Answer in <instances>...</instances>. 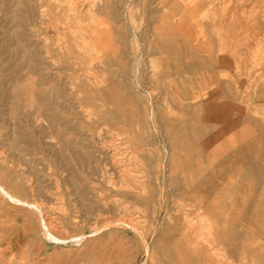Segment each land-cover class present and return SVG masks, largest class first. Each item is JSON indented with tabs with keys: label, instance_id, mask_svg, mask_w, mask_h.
I'll use <instances>...</instances> for the list:
<instances>
[{
	"label": "rangeland",
	"instance_id": "1",
	"mask_svg": "<svg viewBox=\"0 0 264 264\" xmlns=\"http://www.w3.org/2000/svg\"><path fill=\"white\" fill-rule=\"evenodd\" d=\"M180 9L0 0V264H223L262 242L264 29L208 56ZM230 219L245 244L222 243Z\"/></svg>",
	"mask_w": 264,
	"mask_h": 264
},
{
	"label": "bare ground",
	"instance_id": "2",
	"mask_svg": "<svg viewBox=\"0 0 264 264\" xmlns=\"http://www.w3.org/2000/svg\"><path fill=\"white\" fill-rule=\"evenodd\" d=\"M147 2V0H146ZM159 2L168 4L171 2L173 4H177L182 7L183 10H179L175 21L173 22L175 28V34L181 36V40L188 41L190 37L194 36V40L196 41L195 49L201 53H205L210 56L214 53V49L216 47V40L222 39H233L236 38L235 35L241 32L244 29V33L249 34L252 28V24H260L259 29H264V0H159ZM43 4V3H42ZM149 5V4H148ZM156 5V4H155ZM147 6V5H146ZM151 6V5H150ZM157 7V5H156ZM45 8V7H44ZM161 8V7H160ZM152 9V8H151ZM159 9V8H158ZM43 11V10H42ZM152 11V10H151ZM157 9H154V12ZM166 12V11H165ZM157 13V12H156ZM163 13V12H162ZM80 14V13H79ZM150 14V13H149ZM153 15V14H152ZM80 16V15H79ZM151 16V14H150ZM68 17V16H67ZM150 18V17H149ZM156 18V17H155ZM73 20V19H72ZM151 20V19H150ZM157 20V19H156ZM62 21V19H61ZM154 21V20H152ZM157 21H155L156 23ZM255 25H253L255 27ZM117 26V25H116ZM257 28V27H255ZM117 29V28H116ZM257 31V30H256ZM253 36V35H252ZM260 37V36H259ZM258 37V38H259ZM251 38V37H250ZM226 39V40H227ZM253 39V38H252ZM256 41L259 39H255ZM230 41V40H228ZM234 41V40H231ZM258 42V41H257ZM262 42V41H261ZM236 43V42H235ZM259 43L255 44V49H259ZM162 45V44H161ZM220 45V44H219ZM218 45V46H219ZM262 45V44H261ZM87 46V45H86ZM149 46V45H148ZM157 46V45H155ZM151 47V46H150ZM224 47H226L224 45ZM231 47V46H230ZM228 49V48H227ZM254 49V48H253ZM221 51V50H220ZM219 51V53H220ZM225 51V50H224ZM254 51V50H253ZM217 54V53H216ZM221 54V53H220ZM219 54V55H220ZM255 54V53H253ZM39 55V54H38ZM37 56V55H36ZM222 56V55H220ZM234 56V55H233ZM216 57H218L216 55ZM229 57V56H228ZM263 57V56H262ZM119 58V57H118ZM117 58V59H118ZM230 58V57H229ZM257 58V55H256ZM255 58V59H256ZM114 59V56H113ZM112 59V60H113ZM209 59V58H208ZM111 60V61H112ZM254 60V59H253ZM260 60V58H259ZM237 60H235L236 62ZM114 62V61H112ZM228 62V63H227ZM263 62V61H261ZM108 63V62H107ZM196 63V62H195ZM221 65L229 64V60H223L220 62ZM260 63V61H259ZM41 64V63H40ZM217 65V63H216ZM236 66V65H235ZM239 66V65H238ZM237 67V66H236ZM201 68V69H200ZM198 74L197 79L201 82H204L206 86L209 83L213 82L216 79V76H219L215 73L216 67L215 63L211 70L210 68H202ZM244 69V68H243ZM237 70V69H236ZM242 70V68H241ZM217 71V70H216ZM232 71V70H231ZM250 76V75H249ZM252 76V75H251ZM219 78V77H218ZM23 80V79H22ZM224 82L223 78L220 76V81L218 84ZM28 83V82H27ZM77 85V84H76ZM86 85V84H85ZM44 86V85H43ZM60 88V87H59ZM209 89V87H207ZM20 89V88H19ZM39 90V89H38ZM63 90V89H62ZM37 91V90H35ZM34 91V92H35ZM65 91V90H64ZM33 92V93H34ZM39 92V91H38ZM258 93V92H257ZM147 94V93H146ZM8 95V94H7ZM10 95V94H9ZM111 95V94H110ZM24 96V95H23ZM259 98L264 97L259 94L257 96ZM30 97H28L29 100ZM264 100V98H263ZM30 101V100H29ZM28 102V101H25ZM55 102V101H53ZM106 102V101H105ZM22 103V102H21ZM29 103V102H28ZM213 103V102H212ZM106 104V103H105ZM39 105V104H38ZM215 107V106H214ZM259 107V106H258ZM262 109V107H260ZM216 109V108H215ZM260 109V110H261ZM104 110V109H103ZM263 111V110H262ZM99 113V112H98ZM227 118V117H226ZM94 121V120H93ZM53 124V123H52ZM36 129V128H35ZM15 136V135H14ZM59 137V136H57ZM56 138V137H55ZM83 138V137H82ZM64 138H61V140ZM77 139V138H76ZM71 140V139H70ZM232 140V139H231ZM67 142V141H66ZM59 143V142H58ZM232 143V141H231ZM252 145V144H251ZM75 149V148H74ZM99 149V148H98ZM7 150V149H6ZM49 150V149H48ZM2 152V151H1ZM6 152V151H5ZM106 153V152H105ZM93 154V153H92ZM96 154V153H94ZM17 156V155H16ZM35 157V156H34ZM86 157V156H85ZM82 159V158H81ZM87 162V161H86ZM114 164V163H112ZM10 165V164H8ZM10 167V166H9ZM96 167V166H95ZM26 168V167H25ZM94 168V167H93ZM99 169V168H98ZM113 170V169H112ZM122 170V169H121ZM3 171V170H2ZM115 171V170H113ZM98 172V171H97ZM128 172V171H127ZM119 173V172H118ZM121 173V172H120ZM125 175V174H124ZM121 176V175H120ZM136 177V176H135ZM120 178V177H118ZM123 179V178H122ZM170 179V178H169ZM121 181V180H120ZM123 181V180H122ZM97 182V181H96ZM17 183V182H16ZM14 184V183H13ZM128 184V183H127ZM77 185V184H76ZM129 185V184H128ZM12 186V185H11ZM36 186V185H35ZM177 186V185H176ZM129 187V186H128ZM18 189V187H16ZM24 188V187H23ZM16 189V190H17ZM95 189V188H94ZM115 189V188H114ZM117 189V188H116ZM123 189V188H122ZM122 193L124 194V190ZM125 189V188H124ZM130 189V188H129ZM23 189H21L22 191ZM119 190V189H118ZM6 191V190H5ZM12 190L7 189L8 198L12 197V200L17 202L20 200L15 194L11 192ZM18 191V190H17ZM153 191V190H152ZM5 193L4 191H2ZM20 192V190H19ZM85 192V191H84ZM126 192V191H125ZM22 193V192H20ZM120 193V192H119ZM90 194V193H89ZM6 195V194H5ZM82 195V194H81ZM85 196V195H84ZM86 198V196H85ZM36 199V198H35ZM37 200V199H36ZM21 201V200H20ZM19 201V202H20ZM81 204V202H80ZM263 205V206H262ZM261 218L264 219V204H261ZM79 207V206H78ZM65 212V211H64ZM89 214V213H88ZM191 216V215H190ZM97 218V217H96ZM113 218V217H112ZM120 218V217H119ZM85 219V218H84ZM128 221V220H127ZM45 222V221H44ZM123 221L121 220V223ZM261 222V234H262V242L260 243H248L243 247L238 261H223V264H264V220ZM127 223V222H126ZM119 224V222H118ZM128 224V223H127ZM134 224V223H133ZM138 224V223H137ZM53 225V224H52ZM206 225V224H205ZM130 227V225H129ZM134 227V226H133ZM49 229V228H48ZM134 230V229H133ZM142 230V229H141ZM135 231V230H134ZM143 231V230H142ZM146 231V230H145ZM50 232V231H49ZM140 232V231H139ZM138 232V233H139ZM47 233V232H46ZM143 233V232H142ZM140 234V233H139ZM145 234V233H143ZM47 236V235H46ZM81 237V236H80ZM204 238V235L201 236ZM60 239V238H59ZM52 240V238H51ZM56 240V239H55ZM62 240V239H60ZM54 241V240H53ZM78 241V240H77ZM81 241V240H80ZM11 244V243H10ZM222 244V243H221ZM245 244V243H244ZM4 245V244H3ZM12 245V244H11ZM94 246V245H93ZM223 246V245H222ZM1 247V246H0ZM15 247V246H14ZM148 251V249H147ZM16 252V249H15ZM214 252V251H213ZM220 253V252H219ZM226 256V255H225ZM229 256V255H228ZM220 259V258H219ZM202 260V259H201ZM200 260V261H201ZM206 262V261H205ZM196 263V262H195ZM144 264V263H143Z\"/></svg>",
	"mask_w": 264,
	"mask_h": 264
},
{
	"label": "crops",
	"instance_id": "3",
	"mask_svg": "<svg viewBox=\"0 0 264 264\" xmlns=\"http://www.w3.org/2000/svg\"><path fill=\"white\" fill-rule=\"evenodd\" d=\"M260 101L264 103L263 98ZM231 172H232V175L230 176V178L233 177V171H231ZM239 176L243 177V175H241V174ZM239 176L236 175V178H238ZM240 180H241V178L239 179V182H240ZM233 196L234 195L231 192H230L229 196L226 195L227 201H228V199L231 201ZM229 205H231V203H229ZM228 215L230 217H232V214L229 213ZM228 215H227V217H228ZM227 220H225V222ZM238 228H239V226L235 222H232V219H230V221H227V223H225V226H224L222 243H229L230 245H231V243H246V239H247V234H245L246 231H242L241 229L238 230Z\"/></svg>",
	"mask_w": 264,
	"mask_h": 264
}]
</instances>
